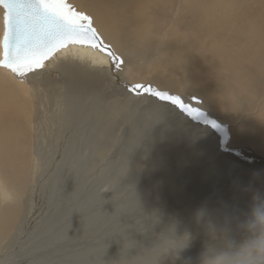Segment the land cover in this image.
I'll return each instance as SVG.
<instances>
[{
    "label": "bare ground",
    "instance_id": "6f19581e",
    "mask_svg": "<svg viewBox=\"0 0 264 264\" xmlns=\"http://www.w3.org/2000/svg\"><path fill=\"white\" fill-rule=\"evenodd\" d=\"M65 3L92 19L91 26L102 41L101 48L110 49L111 54L99 47L76 43L60 48L43 62L42 68L23 76L0 67V186L8 190V195L0 198V264H31L35 258L56 251H59L56 259L67 261L64 251L82 248L80 237L70 243L59 242L54 250V240L51 243L48 240L56 235L55 229L41 225L30 231L32 235L18 246L11 243L26 228L24 219L30 200L27 196L38 168L39 190L45 169L55 165L65 170L63 166L67 163H82L86 184L90 182L87 171L93 168L97 157L105 158V164L111 165L110 177L126 169L130 172L128 182L132 185L135 182L138 187L141 186L138 179L145 174L162 172L166 163H175L180 171L172 173L176 174L178 186L166 184L163 192L174 203L172 212H178L176 209L181 206L183 194L178 200L175 198L176 188L180 187L194 193L190 197L194 201L190 202L196 206L188 212L190 218L210 220V225L221 229L209 237L236 225L248 229L236 231L235 237L227 234V240L219 246L216 241L213 246V241L205 245L200 238L187 239L183 242L186 251L175 248L167 256L161 253L169 247L162 246L160 251L158 241L133 248L129 245L131 239L127 241L123 235L138 233H132L130 226L115 225V230L122 229L118 241L126 240L113 249L121 254L116 258L119 264H201L209 249L229 243L240 246L250 238L248 226L253 220V209L244 207L242 201L250 195L264 198V0H65ZM1 6L0 61L5 30V8ZM137 85L144 87L136 88ZM59 91H67V97L60 98ZM169 97H179L183 107L173 104ZM51 110L52 124H56L51 131L52 142L51 135L46 134L50 127L44 120ZM63 110L71 117L68 123ZM72 121L77 122L74 127ZM118 121L121 122L117 127ZM122 123L127 124L120 130ZM64 134L72 135L67 146ZM160 142L168 148L157 155L155 162L161 168H152L154 163H148L145 148L157 149ZM130 148L136 155L129 153L126 157ZM140 161L144 166L138 169ZM155 179L151 178L152 185ZM125 181L120 188L125 186L128 195H135L133 186L129 188ZM119 186L118 183L107 192L98 188L97 193L109 197L120 190ZM199 193L202 194L198 198ZM54 196L53 190L45 201V209L53 200L52 209L60 198ZM206 196H212L214 204L206 201L197 204ZM72 200L75 207L82 206V192ZM150 200L135 203L133 199L130 206L150 211H143L145 216L156 215L154 211L160 210L149 208ZM142 219L149 224L152 218ZM41 220L42 224H48L49 216L46 221L44 216ZM141 220L136 222L140 226L144 223ZM164 221L165 218L159 219L158 225ZM171 227L176 233V226ZM167 228L161 229L164 236H172ZM171 239L177 242L176 237ZM9 247L12 251L8 252ZM41 247L46 253L43 250L38 256L37 248ZM130 248L142 251L128 253ZM180 254L184 255L179 257ZM100 255L93 264H105L110 258V252ZM146 257L149 259H141Z\"/></svg>",
    "mask_w": 264,
    "mask_h": 264
},
{
    "label": "rangeland",
    "instance_id": "374dc122",
    "mask_svg": "<svg viewBox=\"0 0 264 264\" xmlns=\"http://www.w3.org/2000/svg\"><path fill=\"white\" fill-rule=\"evenodd\" d=\"M1 8H3V7L1 6ZM87 17H89V16H87ZM4 19H5V10H4ZM59 96H60V98L64 99L65 97H67V91L66 92L59 91ZM66 111L67 110H63L62 113L65 114ZM49 112H48L47 117H44L45 118L44 120L47 123L48 128L50 127L46 133L47 137L48 136L50 137L51 131L56 127V124H55V126H53V124H52V118L54 117L53 114H51L52 110ZM40 118L43 119V117H40ZM63 118L68 123L71 117L67 113L64 115ZM120 122L121 121H118V124L116 125L117 127L120 124ZM76 123H77L76 121H72V127H74L76 125ZM51 124H52V126H51ZM126 124L127 123H122L120 130H122L126 126ZM135 133H137V130L135 131ZM119 134H120V131L118 132V135ZM71 136H72L71 134H69V135L64 134V143L66 146L69 144V142L71 140ZM51 138H52V135L49 138V140L52 142ZM119 139H120V136L117 137L118 141H119ZM131 139L133 141L136 140V138H133L132 136H131ZM161 143L162 142H160V144H158L157 149L154 148L155 151H154V149L145 148V149H147V150H145L146 151V157L145 158H149L147 160L148 163L150 161H152L151 163H154V164H151L152 168L161 166L160 164L155 162L158 158L157 155L159 156V153H162L163 150H166L168 148L167 145H165V144L161 145ZM132 148L129 149V151L126 154V157L129 153L131 155L133 154V156L136 155V152L132 153ZM149 151H150V153L147 154V152H149ZM104 159L105 158H98L97 157L96 163L94 164L93 168L89 169L87 171L86 176H87L88 181H90V182H87L86 184H84L83 178H82V163H80V162L79 163L77 162L76 164L67 163L63 166V168H65V170H62V168L60 169L59 166H55V165H53L52 167L50 166L47 169H45V171L43 173L44 176L42 179L43 180V186H42V189L39 190L38 189V185H39L38 179H39L40 172H39V168H38V172L36 174L35 181L32 185V188L30 189L28 196H27L28 197L27 199L28 200L30 199V200L29 201L27 200L28 204H29V205L27 204V207H28L27 212H26L27 218L25 217V219H24L25 220L24 225L26 228H23L22 229L23 231L21 233L19 232L20 234L18 233L19 237L17 239L14 238V241L11 243L12 246H14V247L18 246L19 242H23L25 239L28 238V235H32V233L30 231L34 230L36 227H39L41 225L43 227L49 226L47 228L48 230L51 228L55 229L56 235H53L50 238V240H48V241H50V243L53 242V240H54V242H53L54 250H56V245L59 242L70 243L71 241L72 242L75 241L76 238L81 237L82 238V248H81L82 251H80L81 250L80 248L79 249L72 248L70 250L68 249V251H64L66 258L68 260L63 261V260H61V258L56 259V257H55V254H58L59 251H56L55 254L48 252L47 254H44L41 257L40 253L43 250H44L43 252L46 253V251H45L46 249L44 247H41V249L37 248L39 250L37 255L40 257L35 258V260H32L31 264H76L77 262H78L77 264H93V262H96L97 260H99L101 258L100 252H106V254L110 252V258L108 259L109 262L107 260V262H105V264H119V262H118V260H116V258H119V256L121 254L114 252L113 249L117 246V244L124 242V240H125L124 238H126V237H127L126 238L127 241L131 239V241L129 242V245L132 246L133 248H135V247L140 248V246L142 244H145L147 242L152 241V243H155L156 241H158V242H160V248H161L160 251L163 250L162 246L166 245L167 247H169V250H164L161 253L162 255L168 256V255H171L172 250L175 248L177 250L186 251V248L183 246V244L187 241V239L200 238V243L205 244V245L210 243L211 241H213L214 242L213 246L215 245V241H216L218 246H219V245H222L225 240H227V234H233L234 235L236 233V231L243 230V229L248 230L243 225H238V226L236 225V226L229 228V231H227V232H222V233L217 232V236L214 238H213V236L209 237L210 235H212L214 233V231H216V230L220 231L221 229L220 230L216 229L212 225H210L212 223V221H210V220H207L210 223H208L207 221H203L204 222L203 223L202 219L196 220L197 218H193V219L190 218L191 216L188 212L192 211L196 206L195 203L190 202V200H193V199H190V197H192L194 195V193L189 194L186 191H182L180 189V187L176 188L175 198L178 200V196L183 194L181 196V201H182L181 206L177 207L178 210L176 209V211H178V212H172L175 210L172 208L174 203L170 202L169 201L170 196L163 195V192L166 189V188H164V186H166V184L172 183L173 186H178L176 184L177 180L174 177L176 174L174 175V173H176V172L178 173L180 171V169H179V165L175 167V163H173V164L169 163V165H168V163H166L165 164L166 166L162 169V172L160 170L159 173L157 172L156 174L154 171H152L148 174H145L146 175L145 177L147 179L145 177L139 178L138 181H139V185L141 184V186L138 187L137 185H135V182L133 183V185L130 184V180L128 182L127 177L129 176L130 172L126 169L125 170H123V169L118 170L117 172H115L116 173L115 176L110 177L109 174H110L112 167H111V165H108V163L105 164ZM151 159H153L154 161ZM141 162L142 161H140V163L138 162L139 163L137 165L138 169H140L142 166H144L143 164L141 166ZM167 166H168V168H167ZM169 169H170V171H169ZM173 169H175V170H173ZM124 172H127V173H124ZM172 172H174V173H172ZM106 176H109L110 178L105 179ZM141 176H143V174ZM163 177H165V178H163ZM98 178H101L102 181H99V182L95 181ZM151 178L152 179L156 178L154 180L155 182L153 183V185L151 184L153 182V180H151ZM125 180H127V181H125ZM124 181H125V183L128 184L129 188H130V186L131 187L133 186L134 191L132 193H135V195L134 194L128 195V192L126 193V187L125 186L120 188L122 186V184H124ZM118 183L120 184V186H119L120 190H115L113 192V194L109 197H106L101 192L97 193L98 188H103V192H107V191L111 190L113 188V186L117 185ZM105 184H106V186H105ZM161 184H163V185H161ZM158 185H160V186H158ZM154 187H156V188H154ZM53 190L55 191L54 197L59 196L60 198H58L55 201V204L53 205L52 209H51V203L53 202V200H52V202L49 200L50 202L48 204L50 205V207L48 205V208L45 209V207H44V205L46 204L45 201H46V199H49L48 196H49V194L51 195V192ZM131 191H132V189H131ZM81 192H82V206L79 204L78 206L75 207L76 202L74 203V201L72 199L77 194H79ZM146 193H148V195ZM36 194H38V196L35 198L34 196ZM154 194L157 196H155ZM184 194H186V195L184 196ZM201 194L202 193L198 194V198L200 197ZM194 197H196V195ZM150 198H151V200L148 202V207L155 209V210H160V211H154V212L158 213L156 215L146 213V216H145L144 212H150V211H145V209H143V208H141V209L139 208L140 210L134 209V207L130 206L131 205L130 203L134 204L133 199L136 201L135 203H137L138 199L144 200V202H146L145 200L150 199ZM198 198H195V199H198ZM50 199H52V198H50ZM31 200L34 202H32ZM42 200H43V202H45L44 204H42L43 203ZM140 200L138 202H140ZM211 200H213L212 196L211 197L206 196L205 198L198 200L197 204H199L201 202L204 203L205 201L208 202V204H214V201H211ZM124 202L126 203V205ZM36 203L38 204V206ZM260 203H264V198H261V197H255L254 198L251 195L242 201V205L246 208H249V209H250V207L253 209V207L256 204H260ZM40 204H41V206H39ZM42 205H43V207H42ZM120 205H121V207H120ZM137 207H138V205L135 206V208H137ZM40 208H42V209H40ZM38 209H39V211H38ZM125 209H127V210H125ZM130 210H132V211L130 212ZM46 212H48V213L46 214ZM141 212H142L143 216L141 215ZM160 212H162V213H160ZM174 213H179L180 216H179V214H174ZM43 216L45 219L44 221H46L47 217L49 216L48 224L43 223L44 224L43 225L41 223L42 222L41 219L43 218ZM144 217H146L147 219L152 218V219H150L149 224H148L149 221L148 222L143 221L142 218H144ZM163 218H165L166 222L165 221L160 222L161 224L158 225V220L160 219V221H162ZM229 219L236 221L237 217H230ZM138 220L139 221L141 220V223L143 221L146 224L143 223L140 226V224L138 225L136 223ZM194 220L197 223H194ZM218 221L216 220V222H218ZM176 223H178V224H176ZM115 225L119 226V228H126L127 226L129 228V226H130V227H132V229H130V231L132 233H138V234H132L131 236L123 235L124 238L122 240L118 241L119 239L122 238L121 234H120V233H122V229L115 230V227H114ZM136 225H138V226H136ZM148 225L150 228L148 227ZM166 225L169 226V228H167L166 231L168 233H170L172 236H169V237H168V235L164 236V234H165L164 231H161L162 228L167 227ZM177 225H179V226H177ZM171 226H176V233H174L175 228H173ZM189 226H190V230L188 228ZM185 227H186V229H185ZM81 230H82V233L80 232ZM184 230L188 233H185ZM191 230H192V232H191ZM150 232H152V233H150ZM124 233H126V231H124ZM43 237H44V235H43ZM173 237L177 238L176 243L173 239H171ZM207 237H208V239H207ZM234 237H235V235H234ZM183 240H185V241H183ZM68 241H70V242H68ZM92 241H93V243H92ZM117 241H118V243H117ZM84 243H86V244H84ZM181 243H182V245H181ZM84 245H86V246H84ZM180 246H182L183 248H181V249L178 248ZM139 248H137V249L130 248V250H129L130 252H128V251L127 252L128 253L136 252L135 254H137V253H140L142 251ZM102 249H105L107 251L102 250ZM9 250H11L10 247H9V249L7 248L8 252H9ZM127 255H129L130 259H131V255L130 254H127ZM183 255L184 254H180L179 257H181ZM49 256H51L53 259L50 260L51 258H49ZM149 258H151V256ZM149 258L146 257V258H141V259L145 260V259H149ZM7 260H9V259L7 258ZM15 260H18V258H15ZM133 260H135V259L133 258ZM12 261H14V260L12 259Z\"/></svg>",
    "mask_w": 264,
    "mask_h": 264
},
{
    "label": "snow or ice",
    "instance_id": "6c2138e0",
    "mask_svg": "<svg viewBox=\"0 0 264 264\" xmlns=\"http://www.w3.org/2000/svg\"><path fill=\"white\" fill-rule=\"evenodd\" d=\"M0 4L6 9L7 28L4 41L5 60L0 61V67H8L18 76L42 68L43 62L56 48L69 42L87 41L94 47L98 46V36L91 26V19L83 13L75 12L65 0H0ZM22 8L29 9L34 17L44 23L45 28L41 34L28 35L16 23ZM135 87L142 89L144 86ZM157 95L164 98L163 94ZM169 99L173 104L183 107L179 97Z\"/></svg>",
    "mask_w": 264,
    "mask_h": 264
},
{
    "label": "clouds",
    "instance_id": "9594fccd",
    "mask_svg": "<svg viewBox=\"0 0 264 264\" xmlns=\"http://www.w3.org/2000/svg\"><path fill=\"white\" fill-rule=\"evenodd\" d=\"M6 195L7 188L0 186V198ZM252 216L248 226L250 238L238 247L229 243L222 248L209 249L201 264H264V203L253 207Z\"/></svg>",
    "mask_w": 264,
    "mask_h": 264
},
{
    "label": "water",
    "instance_id": "95a60500",
    "mask_svg": "<svg viewBox=\"0 0 264 264\" xmlns=\"http://www.w3.org/2000/svg\"><path fill=\"white\" fill-rule=\"evenodd\" d=\"M2 5V4H1ZM3 6V5H2ZM5 8V7H4ZM6 10V9H5ZM20 11V15L19 18L17 19L16 23L20 25V27L26 31V33L28 35H32L33 33H35L36 35L41 34L42 30L45 28L44 23L37 17H34L30 10L27 8H22L19 10ZM85 24H87V21H84ZM83 22V23H84ZM7 34V28H6V24H5V30H4V34L2 37V42H1V46L3 49V55H2V61L5 60V47H4V41H5V36ZM101 39L98 37V40L96 41V44L101 48ZM76 43H80L82 45H86V46H92V43H89L87 41L84 42H69L67 43L65 46L69 45V44H76ZM64 46H60L58 48H56L51 54H53L54 52H56L57 50H59L60 48H62ZM102 49V48H101ZM105 52L111 54L110 49L108 48H104L103 49ZM50 54V55H51Z\"/></svg>",
    "mask_w": 264,
    "mask_h": 264
}]
</instances>
